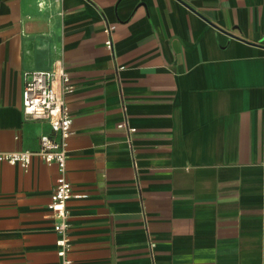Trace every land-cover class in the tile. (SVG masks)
Segmentation results:
<instances>
[{
    "label": "crops",
    "instance_id": "0c3cea01",
    "mask_svg": "<svg viewBox=\"0 0 264 264\" xmlns=\"http://www.w3.org/2000/svg\"><path fill=\"white\" fill-rule=\"evenodd\" d=\"M57 64L72 264H264V0H0L2 150L51 133L23 93ZM57 178L0 163V264H60Z\"/></svg>",
    "mask_w": 264,
    "mask_h": 264
},
{
    "label": "built area",
    "instance_id": "2783aa9c",
    "mask_svg": "<svg viewBox=\"0 0 264 264\" xmlns=\"http://www.w3.org/2000/svg\"><path fill=\"white\" fill-rule=\"evenodd\" d=\"M115 30L114 25H108L104 30L107 36L105 46L111 52H113L112 34ZM123 69L120 68V70ZM25 77L24 112L34 121L49 123L51 133L41 137L40 148L37 151L8 152L0 148V163L19 166L26 171L34 160H41L49 166L57 167L58 178L49 208L55 220L53 231L57 236V255L60 264H72L68 203L74 198L82 197L74 194L73 187L67 178L73 118L65 98L74 92L75 87L71 84V79L62 64H57L49 70L27 71ZM119 127L127 130L129 134L136 131L127 120L119 124Z\"/></svg>",
    "mask_w": 264,
    "mask_h": 264
}]
</instances>
